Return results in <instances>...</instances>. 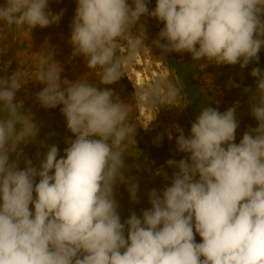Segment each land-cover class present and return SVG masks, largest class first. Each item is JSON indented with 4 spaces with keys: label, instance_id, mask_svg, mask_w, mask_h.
<instances>
[{
    "label": "clouds",
    "instance_id": "1",
    "mask_svg": "<svg viewBox=\"0 0 264 264\" xmlns=\"http://www.w3.org/2000/svg\"><path fill=\"white\" fill-rule=\"evenodd\" d=\"M148 4L76 0L69 43L88 69H100L99 85L116 83L125 61L144 50V25L131 34L142 16L163 24L153 41L162 52L188 53L195 62L244 69L264 50V0H156L151 10ZM62 14L50 10L49 0H3L0 25L30 33L58 24ZM53 55L45 46L31 79L20 69L0 76V264H264L259 67L250 73L256 81L249 104L256 126L237 143L236 106L223 113L200 106L187 135L173 126L176 150L185 158L167 161L175 169L170 185L150 190L151 207L122 223L114 189L127 185L131 202H139L138 183L126 175L128 141L136 131L128 123L129 110L108 87L81 78L61 80L62 67ZM29 81L44 85L36 101L45 109L59 106L71 133L62 156L50 145L36 165L23 157L21 146L35 141L39 128L22 110L23 101L14 102ZM161 87L156 82L134 96L179 107V90L168 85L161 92Z\"/></svg>",
    "mask_w": 264,
    "mask_h": 264
},
{
    "label": "rangeland",
    "instance_id": "2",
    "mask_svg": "<svg viewBox=\"0 0 264 264\" xmlns=\"http://www.w3.org/2000/svg\"><path fill=\"white\" fill-rule=\"evenodd\" d=\"M155 3L156 0H149L150 10L155 7ZM138 24H143L145 28L144 65L135 67L132 61L126 60L122 66L124 76L112 85L103 86L98 84L100 69H88L83 59L82 68L77 73V76L81 77H73L75 80L86 79L90 83L98 84V87L112 89L115 97L126 103L129 110L128 123L136 129L134 140L130 138L128 141L125 163L128 165L126 175L133 182L138 183L139 202H131L127 185L119 184L114 189L122 223L131 213L135 212L139 216L142 210L151 207L147 197L150 190L160 191L170 185L175 169L169 167L167 161H179L185 158V154L176 150L175 139L178 134L173 126L179 125L187 135L200 106L209 104L221 113L236 106V118L239 124L236 131L237 143L245 131L256 126L257 122L252 117L249 106L250 93L255 90L256 81L250 73L252 67H259L264 72V50L260 52L258 62L244 69L239 65H215L203 59L195 62L188 53H164L153 43L163 27L162 23L154 18L142 16ZM120 51L119 48V53ZM152 71L163 76L161 92L166 91L168 85L179 90L175 101L179 107L167 104L161 106L158 98L155 104L151 100L147 108L149 107L148 112L152 118H148L142 113L143 106L134 96V86L136 72L149 77L150 80H147L146 84L153 85ZM0 76L3 75L0 73ZM65 77L69 79L68 81L72 80L71 76ZM233 84L239 86H232ZM19 100L17 93L14 102L19 103ZM24 106L22 110L34 116L39 135L35 141L30 140L21 146L23 157L31 159L36 165L38 158L42 159L47 147L53 144L59 148V155L62 156L67 147L66 140L71 137V133L66 128V121L60 109L33 112L29 108L25 109ZM169 131L172 132V139L168 138ZM41 141L44 142V146L41 145ZM12 159L15 157L13 156ZM19 166L24 167L23 159ZM158 171H161L160 175H156ZM163 173H167V178ZM195 239L196 242H200L198 234Z\"/></svg>",
    "mask_w": 264,
    "mask_h": 264
},
{
    "label": "crops",
    "instance_id": "3",
    "mask_svg": "<svg viewBox=\"0 0 264 264\" xmlns=\"http://www.w3.org/2000/svg\"><path fill=\"white\" fill-rule=\"evenodd\" d=\"M0 4H3V0H0ZM76 6V0H49V8L53 13L63 12L60 22L43 29L37 27L30 33L27 30L21 31L0 25V49H3L5 53L0 56V63L8 64L11 61L9 66L15 71L18 69L22 71L35 69L39 53L45 50V46H47V49L54 53V61L62 67L61 80H65L66 75L70 76L67 66L68 44ZM0 73L7 76L4 72ZM74 80L72 78L71 81ZM21 101H23L25 109L29 108L33 112L51 110L45 109L41 105L35 107L36 105L29 101L19 100V102Z\"/></svg>",
    "mask_w": 264,
    "mask_h": 264
},
{
    "label": "built area",
    "instance_id": "4",
    "mask_svg": "<svg viewBox=\"0 0 264 264\" xmlns=\"http://www.w3.org/2000/svg\"><path fill=\"white\" fill-rule=\"evenodd\" d=\"M140 25L141 24H137L136 26H134L131 29V31H132L131 34L133 36H135L139 33ZM144 30H145V28H144ZM144 43H146L145 39L143 40V48L145 47ZM68 49H69V55H68V59H67V66H68L69 75L73 78V76H75L79 72V70L82 68L81 65H82L84 58L81 56L73 55L74 50H73V47L70 43L68 44ZM120 50H121L120 51L121 55L127 54V50L125 48L121 47ZM144 53H145L144 50L137 52L135 54V56L133 57V59L130 60V61H132V64L135 67L141 66L140 58L142 59V57H143V59H144ZM4 65H6V64L0 63V68H3ZM33 71H34V69L23 70V72L28 74L29 79L32 78ZM0 72H4L8 76V75H11L13 72H15V70L12 69L10 66H8L6 71H0ZM143 85H144V88L151 86V85H147L146 83H144ZM43 87H44V85H42L38 82L29 81L28 84L18 92L19 99L29 101V102L33 103L34 105H36L35 107H39L40 104L36 101L35 96H36V93L41 91ZM136 89H141V88H139V86L135 85L134 90L136 91ZM151 100H152V98L150 96L147 100H145L143 102H141V101H139V102H140L141 106H147L149 104V101H151ZM56 108L60 109L59 106Z\"/></svg>",
    "mask_w": 264,
    "mask_h": 264
},
{
    "label": "bare ground",
    "instance_id": "5",
    "mask_svg": "<svg viewBox=\"0 0 264 264\" xmlns=\"http://www.w3.org/2000/svg\"><path fill=\"white\" fill-rule=\"evenodd\" d=\"M131 33H132V31H131ZM140 61H141V65H144L145 64V61H144L143 57H142V59L140 58ZM146 61H148V60H146ZM152 74H153V81L155 83L156 82L161 83V79L163 78V76L160 75L159 73H157L156 71H152ZM147 80H150V78L149 77H145L143 74L136 72V79H135V81H136V84L135 85L136 86H139V88H144V85L143 84L144 83H147L146 82ZM148 108H147V106H143L141 111L148 118H152L151 114H149V112H148Z\"/></svg>",
    "mask_w": 264,
    "mask_h": 264
},
{
    "label": "water",
    "instance_id": "6",
    "mask_svg": "<svg viewBox=\"0 0 264 264\" xmlns=\"http://www.w3.org/2000/svg\"><path fill=\"white\" fill-rule=\"evenodd\" d=\"M151 98H152V101H153V103L155 104V101H156V97H154V96H151Z\"/></svg>",
    "mask_w": 264,
    "mask_h": 264
},
{
    "label": "trees",
    "instance_id": "7",
    "mask_svg": "<svg viewBox=\"0 0 264 264\" xmlns=\"http://www.w3.org/2000/svg\"><path fill=\"white\" fill-rule=\"evenodd\" d=\"M58 108H54V109H51V110H57ZM59 110V109H58Z\"/></svg>",
    "mask_w": 264,
    "mask_h": 264
}]
</instances>
